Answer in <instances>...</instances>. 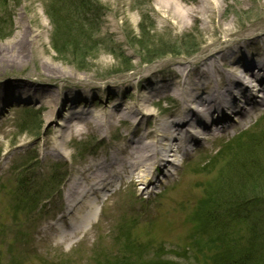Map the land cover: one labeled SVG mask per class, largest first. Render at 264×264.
<instances>
[{
    "label": "rangeland",
    "instance_id": "374dc122",
    "mask_svg": "<svg viewBox=\"0 0 264 264\" xmlns=\"http://www.w3.org/2000/svg\"><path fill=\"white\" fill-rule=\"evenodd\" d=\"M96 1L95 16L74 17L76 24L65 23L60 53L53 49V27L44 8L47 0H20L18 5L9 1L13 25L12 30L2 29L9 33L0 36V83L47 80L51 98L64 96L67 101L55 120L45 118L48 109L38 108V98L34 102L25 95L0 102V264H182L183 259L193 263L196 258L201 263L207 251L201 231L213 225L204 198L211 189L224 187L222 176L227 177L231 160L215 155L217 144L245 129L247 135L263 132L264 105L236 131L195 145L192 154L176 161L180 165L173 178L164 175L166 170L155 174L149 191L144 185L123 184L114 192L118 183L113 191H103L97 218L91 228L86 227L88 236L80 234L61 243L57 227L67 226L60 217L66 214L65 193L75 170L118 148L126 126L115 122L97 131L78 124L79 133H70L67 128L76 124L75 119L65 120L80 113L99 116L102 108L112 110L118 101L119 110L131 107L143 94L141 86L155 78L143 73L144 69L157 67L162 70L156 79L168 78L165 64L199 61L204 47L215 41V27L231 30L230 41L263 34L264 0H218L211 7V20L189 22L183 30L170 29L161 18L167 11L174 15L173 5L185 11L194 8L195 16H207L198 11V0ZM21 37L24 44L18 45ZM192 47L195 52L186 54ZM80 92L83 96L73 98ZM171 105L170 99H161L149 109L161 118ZM145 123L141 120L137 128L144 130ZM53 174L57 175V192L53 189L56 182L48 184ZM22 184L27 200L38 201L30 210L28 205L17 207ZM84 214L83 210L78 216ZM245 228L231 223L230 238L247 236ZM213 234L220 235L216 230ZM244 240L239 244L242 247ZM222 245L217 244V249L222 251Z\"/></svg>",
    "mask_w": 264,
    "mask_h": 264
},
{
    "label": "bare ground",
    "instance_id": "6f19581e",
    "mask_svg": "<svg viewBox=\"0 0 264 264\" xmlns=\"http://www.w3.org/2000/svg\"><path fill=\"white\" fill-rule=\"evenodd\" d=\"M217 1L198 0V11L207 16H195L194 8L185 11L173 5L174 15L167 11L161 21L172 30H183L189 22L203 18L211 20V7ZM212 32L216 34L215 41L204 47L203 55L193 65L183 61L165 64L168 78L161 79L156 77L162 69H144L143 73L155 78L141 86L143 94L131 107L119 110L118 101L112 105V110L101 107L99 116L89 118L80 113L65 120L75 119L76 124L67 128L70 133H79L78 124L87 128L93 126L97 131L111 128L115 122L126 126L120 134L118 148L75 170L65 193L66 214L60 217L66 220L67 226L57 227L61 243L73 241L80 234L88 236L90 230L86 227L91 228L97 218L96 207L103 191H113L117 183L114 192L123 184L144 185L143 189L149 191L155 174H163L166 170L164 175L173 178L180 165L176 161L192 154L195 145L198 147L204 141L236 131L250 122L264 105V33H251L243 39L230 41L234 34L231 30L215 27ZM23 42L21 37L17 44ZM49 86L47 80L36 84L29 80L1 82L0 102L7 97L25 95L34 102L38 98V108L48 109L45 118L55 120L67 98L52 99ZM81 94L83 96L81 92L76 93L73 98ZM161 99H170L172 105L166 116L158 118L149 108ZM141 120L146 122L144 130L137 128ZM58 148L59 145L57 151ZM104 200L101 199V203ZM83 210L85 214L78 216Z\"/></svg>",
    "mask_w": 264,
    "mask_h": 264
},
{
    "label": "trees",
    "instance_id": "16d2710c",
    "mask_svg": "<svg viewBox=\"0 0 264 264\" xmlns=\"http://www.w3.org/2000/svg\"><path fill=\"white\" fill-rule=\"evenodd\" d=\"M9 1L0 0V36L3 37L9 32H3L2 29L12 30L10 3H19V0ZM97 9L96 0H48L46 14L54 28L53 49L60 53V34L66 28L67 21H75L76 24L74 17L95 16ZM78 33L81 32L78 30ZM195 49L192 47L186 54H192ZM233 146L227 177L222 176L224 187L207 191L204 198V206L210 210L213 218L212 227L201 231L209 247L205 246L207 251L204 252L205 257H202L204 261L199 263L196 258L192 263V260L183 259L182 264H264V131L240 137L234 141ZM229 175L233 177L232 185ZM231 223H241L246 227L248 237L230 238ZM214 230L220 235L214 236ZM242 239L246 242L243 247L239 245ZM221 243L222 251L217 249V244ZM161 264L174 263L161 261Z\"/></svg>",
    "mask_w": 264,
    "mask_h": 264
}]
</instances>
